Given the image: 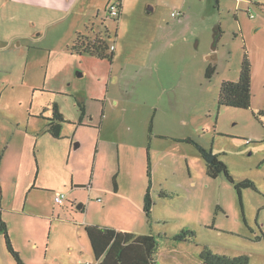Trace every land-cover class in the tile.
<instances>
[{
  "label": "rangeland",
  "instance_id": "374dc122",
  "mask_svg": "<svg viewBox=\"0 0 264 264\" xmlns=\"http://www.w3.org/2000/svg\"><path fill=\"white\" fill-rule=\"evenodd\" d=\"M100 1L108 0H85V3L93 7ZM165 3L161 18L168 28H156L150 27L145 18L149 17L145 4L140 0L137 4L135 0H126L123 25H119L118 39L111 43L114 47L117 45L119 55L113 65L114 76L109 82L99 80L100 75L109 76L112 71L108 61H93L88 55L69 66L68 60L61 57L58 70L60 83L65 80L61 84L64 94L53 97L73 118L80 113L78 105L85 104L84 88L104 86L106 91L109 85L111 93L121 91L124 101L120 107H113L112 112L130 122L131 130L121 126L122 132L138 137L129 145L135 150L136 159L146 167L148 183L150 148L153 179L151 215L147 217L143 211L139 221L128 222L126 227L142 234L167 237L157 238L158 264H202L200 255L204 249L230 258L247 257L250 264H264V0H187L182 9L179 2L166 0ZM179 11L186 13L184 19L172 17ZM68 24L65 22L64 26ZM217 28L220 33L213 51ZM213 54L215 62L210 60ZM24 55L19 58H26ZM246 58L252 71L250 109L219 106L222 83L238 81ZM210 64L216 70L207 79ZM8 68L14 76L7 79L20 83L22 70L18 73V66L12 65L11 60ZM8 90L11 96L24 95L21 86ZM36 98H41L39 93ZM5 109L17 114L24 112L19 103L7 104ZM87 120L92 125L91 119ZM111 121L106 120L105 127L102 123L105 132ZM142 132H150L153 142L145 135L140 137ZM90 133L82 139H89ZM158 134L163 138H157ZM106 137L105 133L102 139ZM176 138L193 140L208 156H217L228 166L236 184L248 180L255 188L242 189L240 198L235 183L228 181L224 174L217 179L207 175V160L194 144L176 141ZM77 143L80 144L77 141L75 149ZM111 144L117 145L113 141ZM116 150L111 146L109 154L115 152L116 156ZM81 194L88 200L87 191ZM92 202L91 210L98 204L97 200ZM67 205L64 209L55 200L47 202L49 212L55 216L61 213L73 227L79 224L84 227V215L76 207ZM94 212L89 214L92 221H95ZM6 217L13 221L11 215ZM40 222L30 224L37 234L41 233ZM18 227L12 222L15 245L24 261L45 264L40 258H45L48 242L42 241L38 234L39 248H26L21 243ZM182 231H193L194 237L183 243L174 240ZM80 238L90 252L86 233L80 232ZM5 242L1 234L0 264H17Z\"/></svg>",
  "mask_w": 264,
  "mask_h": 264
},
{
  "label": "crops",
  "instance_id": "0c3cea01",
  "mask_svg": "<svg viewBox=\"0 0 264 264\" xmlns=\"http://www.w3.org/2000/svg\"><path fill=\"white\" fill-rule=\"evenodd\" d=\"M113 1L118 0L100 1L99 5L89 7L85 0H0V216L11 233L12 247L25 264L28 263L15 245L12 222L19 226L21 243L26 248L38 249L36 241H39V236L48 242L46 256L43 260L40 258L45 264H98L100 260H96L85 230L88 226L115 229L135 236L145 235L126 227L128 222L139 221L144 214L149 183L146 167L136 159L135 150L129 145L138 137L122 132V127L131 130L130 122L119 113L112 112L113 107H120L124 101L121 91L111 93L109 85L106 91L104 86L101 89L84 88L85 104H81L84 115L79 108L80 113L73 115L74 119L53 97L64 94L61 84L65 80L59 81V59L63 57L71 66L79 58L88 57L69 50L78 33L90 38L101 37L109 41V47L114 46L111 43L118 39L119 25H123L126 0H119L122 15L118 20L107 15ZM140 1L149 9L146 14L149 17L145 18L150 27L168 28L161 18L166 0ZM172 2H179L182 9L187 0ZM179 12L183 16L176 19H184L186 13ZM65 22H69L66 27ZM115 46L113 51H109L113 54L111 62L89 57L93 61H108L111 68L119 57ZM22 53L26 58H19ZM74 57L76 59L70 60ZM8 60L18 66V73L22 70L20 83H11L13 78L7 79L14 76L13 70L8 68ZM85 71L84 76L87 75ZM114 73L113 67L109 76L107 73L99 76L100 82H109ZM19 86L24 88L22 97L9 95L8 89L14 90ZM38 93L41 98L37 99ZM10 103H19L24 112L17 114L5 109V105ZM54 106L64 117L63 122L54 118ZM87 118L91 119L92 125L88 124ZM108 119L112 120L109 122L112 125L106 127L105 132L104 123ZM81 127L99 130H81ZM52 128L58 136L51 132ZM87 133H90L89 139L83 140ZM105 133L107 137L103 140ZM149 133L142 132L140 137L145 135L153 142V135ZM157 138H163V135L158 134ZM187 140L191 139L176 138V141ZM77 141L80 144L77 143L75 149ZM112 141L117 145H112ZM111 146L117 148L116 156L115 152L109 154ZM83 190L87 191L89 201L82 197ZM58 193L66 194L67 204L76 207L82 217L84 215V227L82 224L73 227L61 213L55 216L49 212L47 202L54 200ZM96 200L98 204L91 210L92 201L96 203ZM67 204L64 202L61 206L65 209ZM92 211H95V221L89 217ZM7 215H11L13 221ZM38 220L41 221L39 236L30 226ZM80 232L86 233L90 252L86 243L80 240Z\"/></svg>",
  "mask_w": 264,
  "mask_h": 264
},
{
  "label": "trees",
  "instance_id": "16d2710c",
  "mask_svg": "<svg viewBox=\"0 0 264 264\" xmlns=\"http://www.w3.org/2000/svg\"><path fill=\"white\" fill-rule=\"evenodd\" d=\"M109 47V41L101 37L90 38L83 34L77 35L76 40L70 45L69 50L73 53H78V55H90L94 58L101 60H108L111 62L113 60V54L109 53L111 51ZM215 66L210 64L206 76L207 79H211L215 74ZM251 80L252 71L250 62L247 58L244 60L241 71L240 78L237 82L224 81L220 88V93L218 94V104L219 106H227L230 108H244L245 110L251 107ZM81 112L84 115V109L81 104L78 105ZM54 118L56 120L64 121V117L59 112L56 106L53 107ZM151 129V128H150ZM51 132L58 136V133L52 128ZM194 144L200 153L207 160V175L213 179H217L221 174H224L228 181L235 183L234 179L229 174L228 166L221 161L217 156H208L206 151L198 146L193 140H187ZM149 154H150V148ZM148 154V176L150 178L148 184V190L144 199L143 209L146 216L151 215V210L153 207L152 198V184L153 179L150 173L151 164L150 157ZM235 189L242 198V189L255 188V184L251 181H241L235 183ZM86 233L91 242L90 246L94 253L96 260H100L98 264H158V237H167L165 235H158V237L150 234H145L141 236H135L132 233H123L115 229H104L100 226H93L85 228ZM0 233L4 236L6 240V246L13 256L17 264H25L21 260L20 254L14 250L11 244V238L8 232L6 223L2 220L0 216ZM194 237L193 231H182L181 234H177L174 240L180 243L187 242ZM200 260L202 264H250V260L247 257H226V255L214 254L208 249H204L201 252Z\"/></svg>",
  "mask_w": 264,
  "mask_h": 264
},
{
  "label": "built area",
  "instance_id": "2783aa9c",
  "mask_svg": "<svg viewBox=\"0 0 264 264\" xmlns=\"http://www.w3.org/2000/svg\"><path fill=\"white\" fill-rule=\"evenodd\" d=\"M108 13L109 14H107L108 15V17L110 18V19H113V20H118L119 19V17H120V15H122V3H121V1H115L114 3H112L111 4V6L109 7V9H108ZM181 16H183L182 15V13H180V12H174L173 14H172V17L173 18H179V17H181ZM111 51H113L114 49H115V47L114 46H111ZM66 197H67V195L66 194H64V193H62V194H57L55 197H54V200H55V202L58 204V205H63V203L65 202V200H66ZM83 264H87V263H83Z\"/></svg>",
  "mask_w": 264,
  "mask_h": 264
},
{
  "label": "water",
  "instance_id": "95a60500",
  "mask_svg": "<svg viewBox=\"0 0 264 264\" xmlns=\"http://www.w3.org/2000/svg\"><path fill=\"white\" fill-rule=\"evenodd\" d=\"M220 32H219V28H217V30H216V32L214 33V42H213V48H212V50L213 51H215V49L217 48L216 47V43H217V40H218V34H219ZM210 60L212 61V62H215L216 61V55L215 54H213L212 56H210ZM80 209V208H79Z\"/></svg>",
  "mask_w": 264,
  "mask_h": 264
}]
</instances>
